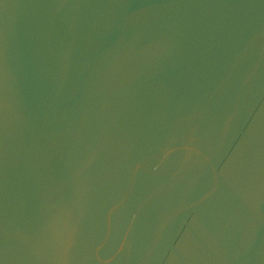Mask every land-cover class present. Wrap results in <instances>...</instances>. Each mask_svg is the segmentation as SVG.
<instances>
[{"label":"water","instance_id":"1","mask_svg":"<svg viewBox=\"0 0 264 264\" xmlns=\"http://www.w3.org/2000/svg\"><path fill=\"white\" fill-rule=\"evenodd\" d=\"M0 264H264V0H0Z\"/></svg>","mask_w":264,"mask_h":264}]
</instances>
